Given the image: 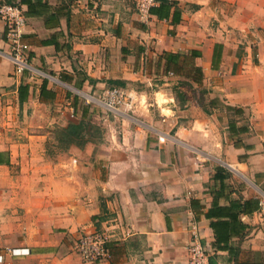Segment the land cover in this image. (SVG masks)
<instances>
[{
	"label": "crops",
	"instance_id": "crops-1",
	"mask_svg": "<svg viewBox=\"0 0 264 264\" xmlns=\"http://www.w3.org/2000/svg\"><path fill=\"white\" fill-rule=\"evenodd\" d=\"M33 1L22 74L0 17V264H189L193 222L211 264H264V0ZM111 81L131 106L86 104Z\"/></svg>",
	"mask_w": 264,
	"mask_h": 264
},
{
	"label": "built area",
	"instance_id": "built-area-1",
	"mask_svg": "<svg viewBox=\"0 0 264 264\" xmlns=\"http://www.w3.org/2000/svg\"><path fill=\"white\" fill-rule=\"evenodd\" d=\"M157 0H135L138 14L148 20L151 9ZM0 17L5 24V37L9 46L8 56L14 64L16 74H22L30 67L27 44L24 40L27 26L25 8L17 0L0 4ZM95 103L109 112H118L123 106L132 105V96L123 87L107 86L98 97H87L86 104ZM260 211L264 214V198L260 200ZM109 237L99 229L84 231L75 243V249L85 263H96L108 254ZM25 249H13V254ZM189 264H211L210 255L202 241L200 229L196 222L191 226V238L188 245Z\"/></svg>",
	"mask_w": 264,
	"mask_h": 264
},
{
	"label": "trees",
	"instance_id": "trees-1",
	"mask_svg": "<svg viewBox=\"0 0 264 264\" xmlns=\"http://www.w3.org/2000/svg\"><path fill=\"white\" fill-rule=\"evenodd\" d=\"M18 2L22 5L27 4L28 10L32 11L33 6H35V4L38 1H36V3H35L33 0H19ZM153 8L151 9V12H153V10H154ZM111 82L112 83L108 86H110V87H113V86L121 87V86L117 85L116 81H111ZM86 113H87V109H84L83 110V116H85ZM59 131H61L60 136H59ZM87 135H89L91 139H94L98 136H102V131H101V129H99V127H97L96 125L91 123L89 120H85V118L82 119L78 123L73 122V123H70L66 127L58 128L56 130V138L58 140V145L60 148L66 147L67 145H69L71 143H79L80 144L81 138L86 137ZM60 142L62 144H60ZM218 239H220V238H218ZM210 263H211V260H210Z\"/></svg>",
	"mask_w": 264,
	"mask_h": 264
},
{
	"label": "rangeland",
	"instance_id": "rangeland-1",
	"mask_svg": "<svg viewBox=\"0 0 264 264\" xmlns=\"http://www.w3.org/2000/svg\"><path fill=\"white\" fill-rule=\"evenodd\" d=\"M85 102H86V101H85ZM90 104H94V103H90ZM90 104H89V105H90ZM97 106H98V105H97ZM60 132H61V131H59V136L61 135V133H60ZM95 134H96V133H95ZM60 144H62V143L60 142Z\"/></svg>",
	"mask_w": 264,
	"mask_h": 264
}]
</instances>
